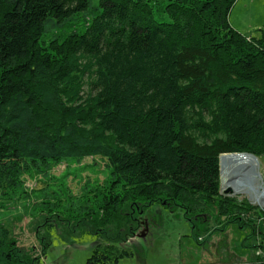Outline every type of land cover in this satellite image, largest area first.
Here are the masks:
<instances>
[{
    "label": "trees",
    "instance_id": "obj_1",
    "mask_svg": "<svg viewBox=\"0 0 264 264\" xmlns=\"http://www.w3.org/2000/svg\"><path fill=\"white\" fill-rule=\"evenodd\" d=\"M236 2L0 0V210L31 167L100 157L104 186L66 210L114 233L87 264L130 255L120 243L155 203L182 208L197 240L231 224L264 235V209L220 193V155L264 158V26L235 29ZM39 258L0 236V264Z\"/></svg>",
    "mask_w": 264,
    "mask_h": 264
},
{
    "label": "rangeland",
    "instance_id": "obj_2",
    "mask_svg": "<svg viewBox=\"0 0 264 264\" xmlns=\"http://www.w3.org/2000/svg\"><path fill=\"white\" fill-rule=\"evenodd\" d=\"M98 7L99 0H91L90 11ZM156 18L160 22L169 21L166 14L156 12ZM230 23L244 35L255 34L264 26V0H237L230 13ZM74 27L79 31L83 28L81 24ZM258 162L260 175L251 177L247 185L263 192L264 158ZM40 165L31 167L23 175L19 192L0 210V236L14 237L18 245L26 249L34 247L40 258L31 264H87L97 244H107L114 233L109 231L100 237L92 229V222L84 219L87 215L66 210L90 205L109 178L110 171L100 157ZM222 178L221 172L220 193L222 188L227 189ZM235 179L233 174L231 180ZM247 192L233 191L227 195L247 199L264 209V205ZM43 200L60 201L61 213L56 216L39 207ZM142 216L145 228L120 243L130 255L113 264H252L255 258L264 263V247L260 246L264 235H255L250 227L241 229L231 224L223 231L202 233L197 240L180 207L171 210L155 203ZM217 222L210 220L211 226H217Z\"/></svg>",
    "mask_w": 264,
    "mask_h": 264
},
{
    "label": "bare ground",
    "instance_id": "obj_3",
    "mask_svg": "<svg viewBox=\"0 0 264 264\" xmlns=\"http://www.w3.org/2000/svg\"><path fill=\"white\" fill-rule=\"evenodd\" d=\"M220 162L224 186L231 187L234 193L248 191L255 201L264 205V191L259 192L253 185L252 187L247 185L250 183V179L256 178L259 174V162L255 156L247 154H223ZM236 169L240 170L237 171ZM233 174L236 178L235 181L231 180Z\"/></svg>",
    "mask_w": 264,
    "mask_h": 264
},
{
    "label": "water",
    "instance_id": "obj_4",
    "mask_svg": "<svg viewBox=\"0 0 264 264\" xmlns=\"http://www.w3.org/2000/svg\"><path fill=\"white\" fill-rule=\"evenodd\" d=\"M230 154H238V155H244V154H247V155H252V154H249V153H230ZM223 155V154H222ZM222 155H220V157H219V165H220V173H221V157H222ZM253 156H255V155H253ZM256 157V156H255ZM256 158H258V157H256ZM259 173V175H260V171L258 172ZM222 194H230V193H232L233 192V189L231 188V187H227V189H223L222 188Z\"/></svg>",
    "mask_w": 264,
    "mask_h": 264
},
{
    "label": "flooded vegetation",
    "instance_id": "obj_5",
    "mask_svg": "<svg viewBox=\"0 0 264 264\" xmlns=\"http://www.w3.org/2000/svg\"><path fill=\"white\" fill-rule=\"evenodd\" d=\"M143 217V216H142ZM141 218V217H140ZM139 217H138V219H140ZM140 221V224H141V228H139V231H141L143 228H145V221L143 220V219H140L139 220ZM138 232V231H137ZM137 232H136V234H137Z\"/></svg>",
    "mask_w": 264,
    "mask_h": 264
},
{
    "label": "crops",
    "instance_id": "obj_6",
    "mask_svg": "<svg viewBox=\"0 0 264 264\" xmlns=\"http://www.w3.org/2000/svg\"><path fill=\"white\" fill-rule=\"evenodd\" d=\"M254 262H252V264H264V263H262V262H260L258 259H254L253 260Z\"/></svg>",
    "mask_w": 264,
    "mask_h": 264
}]
</instances>
